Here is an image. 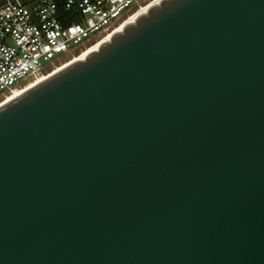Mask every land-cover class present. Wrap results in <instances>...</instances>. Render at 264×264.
I'll list each match as a JSON object with an SVG mask.
<instances>
[{
    "label": "water",
    "instance_id": "95a60500",
    "mask_svg": "<svg viewBox=\"0 0 264 264\" xmlns=\"http://www.w3.org/2000/svg\"><path fill=\"white\" fill-rule=\"evenodd\" d=\"M0 264H264V0H160L0 106Z\"/></svg>",
    "mask_w": 264,
    "mask_h": 264
},
{
    "label": "built area",
    "instance_id": "2783aa9c",
    "mask_svg": "<svg viewBox=\"0 0 264 264\" xmlns=\"http://www.w3.org/2000/svg\"><path fill=\"white\" fill-rule=\"evenodd\" d=\"M143 1L0 0V96L115 30Z\"/></svg>",
    "mask_w": 264,
    "mask_h": 264
},
{
    "label": "bare ground",
    "instance_id": "6f19581e",
    "mask_svg": "<svg viewBox=\"0 0 264 264\" xmlns=\"http://www.w3.org/2000/svg\"><path fill=\"white\" fill-rule=\"evenodd\" d=\"M160 0H150L144 5L138 7L133 11L129 16L126 17V19L122 20L121 23L115 28V30L110 31L103 36H101L99 39L96 40V42L92 43L91 45H81L78 46L76 49H74L70 55H68L67 58L62 60L61 62H58L53 67L48 68L46 71L38 75L36 80L34 82L29 83L28 85L24 84L22 86H19L18 88L12 90L9 94L0 96V106L6 104L7 102L11 101L13 98L19 96V94L25 92L29 88H32L33 86L39 84L40 81H43L47 77L55 74L58 72V70L77 62V60L83 59L86 57L89 53L96 51V49L109 37L116 34V32L122 30L124 27L129 25L130 23L134 22L135 19H137L138 16L146 12L148 9L154 6L155 3H157ZM26 85V86H25Z\"/></svg>",
    "mask_w": 264,
    "mask_h": 264
},
{
    "label": "rangeland",
    "instance_id": "374dc122",
    "mask_svg": "<svg viewBox=\"0 0 264 264\" xmlns=\"http://www.w3.org/2000/svg\"><path fill=\"white\" fill-rule=\"evenodd\" d=\"M147 2H148V0H145V1H143V4H145V3H147ZM35 80H36V79H35ZM35 80H32L31 82H34ZM29 81H30V79H27V78H26V79L21 80V81H20V84L23 85V84L26 83V85H28L29 83H31V82H29ZM26 85H25V86H26Z\"/></svg>",
    "mask_w": 264,
    "mask_h": 264
}]
</instances>
